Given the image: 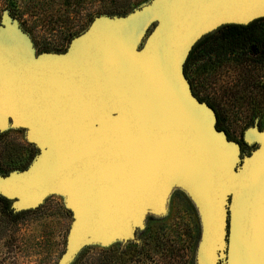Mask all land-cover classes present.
<instances>
[{"label": "water", "instance_id": "95a60500", "mask_svg": "<svg viewBox=\"0 0 264 264\" xmlns=\"http://www.w3.org/2000/svg\"><path fill=\"white\" fill-rule=\"evenodd\" d=\"M264 17V0H152L129 15H97L65 53H37L5 15L0 25V129L27 130L40 152L1 185L14 211L67 195L73 221L58 264L90 242H137L135 225L173 188L197 208L196 264H264V130L249 145L217 127L185 64L226 24Z\"/></svg>", "mask_w": 264, "mask_h": 264}, {"label": "rangeland", "instance_id": "374dc122", "mask_svg": "<svg viewBox=\"0 0 264 264\" xmlns=\"http://www.w3.org/2000/svg\"><path fill=\"white\" fill-rule=\"evenodd\" d=\"M15 1L16 5L0 0V25L5 15H10L30 36L37 53H65L73 38L86 31L97 15H129L152 0H35L31 5L40 6L33 8L26 6V0ZM63 2L69 4L65 14V5L60 7ZM207 55L202 44L189 77L199 96L217 106L230 139L240 143L243 153H249L256 145L246 142L244 131L256 121L264 130V63L246 61L242 68L232 61L218 60L214 73L207 75ZM235 91L236 95L230 94ZM39 152L28 140L26 129L11 121L0 129V264H58L66 249L73 221L66 194L45 196L26 208L18 220L9 219L4 212L2 179L11 172L28 169ZM200 234L196 206L185 191L176 187L162 211L148 212L135 225L137 242L124 247L120 237L107 243L90 242L70 264H196Z\"/></svg>", "mask_w": 264, "mask_h": 264}, {"label": "trees", "instance_id": "16d2710c", "mask_svg": "<svg viewBox=\"0 0 264 264\" xmlns=\"http://www.w3.org/2000/svg\"><path fill=\"white\" fill-rule=\"evenodd\" d=\"M14 4L15 0H10ZM35 0H26V6L29 7H37L40 3H35L31 5ZM16 5V4H15ZM65 5L63 8L62 6ZM40 6V5H39ZM61 8H63V14L67 13L69 4L61 3ZM18 6H15L14 9H17ZM215 32H224L225 36L220 38L221 44L219 46L212 44L214 39ZM212 40V41H211ZM204 44L206 46L207 52V60L208 63L204 64V70L207 75H211L214 73L215 69L218 67V60L232 61L236 63L239 67L243 68V63L248 61L254 65H261L264 63V17L255 19L254 21L248 24H226L215 31L208 33L204 37H202L193 47L191 53L187 59L185 64L186 74L192 84V88L194 93L203 101L202 97L199 96L198 91L195 89L194 84L189 77V70L191 63L195 60L200 50L201 45ZM232 57V58H231ZM220 61V64L221 62ZM213 64V65H212ZM245 69V67H244ZM264 86V84H263ZM232 95H236V91L230 93ZM212 107H216L211 102H208ZM218 109V108H217ZM2 203L4 205V212L7 217L11 220H18L21 218L22 214L25 211H14L12 208V201L7 198H2ZM127 249L119 251L120 253L126 252ZM118 262V260H116ZM99 264H104V262L99 261ZM106 264V262H105ZM113 264H116L113 262Z\"/></svg>", "mask_w": 264, "mask_h": 264}, {"label": "flooded vegetation", "instance_id": "af4514ba", "mask_svg": "<svg viewBox=\"0 0 264 264\" xmlns=\"http://www.w3.org/2000/svg\"><path fill=\"white\" fill-rule=\"evenodd\" d=\"M225 34H226V33H224V32H215V33H214V36H213L214 39H213V41H212V44H215V45L219 46V44H221V40H220V38H221L222 36H225ZM213 108H214V110H215V112H216V114H217V127H218L219 129H223V130H225L226 133H227V135H228V137H229V138H232V137H231V134H230V132H229V130H228L227 128H225V127L222 125L220 111H219L216 107H213ZM254 124H255V123H254ZM260 129H262L261 125H260ZM243 134H244V133H243Z\"/></svg>", "mask_w": 264, "mask_h": 264}]
</instances>
